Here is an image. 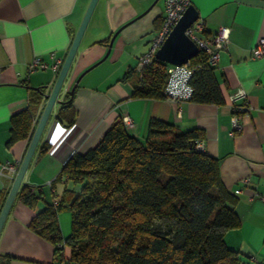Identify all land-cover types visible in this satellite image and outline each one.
Listing matches in <instances>:
<instances>
[{
	"label": "crops",
	"instance_id": "crops-1",
	"mask_svg": "<svg viewBox=\"0 0 264 264\" xmlns=\"http://www.w3.org/2000/svg\"><path fill=\"white\" fill-rule=\"evenodd\" d=\"M89 1L0 0V164L18 167L21 162L30 139L7 148L10 118L27 106V86L44 87V93L51 90L60 69L51 66L57 60L62 64ZM154 1H97L59 96L62 99L82 73L73 92L74 128L57 146V141L48 142L56 121L70 126L56 118L60 103H55L21 185L41 190L36 210L42 209L53 196L58 198L65 187L72 186L64 180L50 186L65 160L73 152L87 151L123 116L132 120L129 131L141 140L152 119L182 130L198 127L204 133V151L219 159L225 189L237 196L234 210L240 225L225 233L224 242L239 252L245 264H264V56H251L252 47L264 38V0H187L203 21L204 35L221 28L228 31L226 48L214 66L224 96L220 105L131 97L133 85L121 77L135 67L161 25L165 0ZM35 58L48 67L31 70ZM237 89L246 92L247 108L241 117L242 129L231 136L229 98ZM15 173L7 167L0 170V200H5ZM244 178L248 182L244 183ZM64 210L58 213V221L66 237L71 215ZM34 213L15 197L0 231V254L13 256L8 264L60 263L53 245L28 228Z\"/></svg>",
	"mask_w": 264,
	"mask_h": 264
},
{
	"label": "trees",
	"instance_id": "trees-1",
	"mask_svg": "<svg viewBox=\"0 0 264 264\" xmlns=\"http://www.w3.org/2000/svg\"><path fill=\"white\" fill-rule=\"evenodd\" d=\"M190 61L197 70L188 100L223 104L206 56ZM135 67L121 77L132 83L131 97L166 99L167 64L154 58L140 71ZM27 87V106L9 121L7 148L28 141L37 122L44 87ZM72 101L66 91L56 115L67 125L74 123ZM203 138L201 128L152 119L141 140L117 118L87 151L65 160L50 186L62 180L72 186L58 198L36 210L41 190L19 187L16 199L35 210L28 228L53 245L59 264H245L224 242L225 233L240 225L237 196L222 183L219 159L196 147ZM64 209L71 215L66 237L58 221ZM12 258L0 254V264Z\"/></svg>",
	"mask_w": 264,
	"mask_h": 264
},
{
	"label": "built area",
	"instance_id": "built-area-1",
	"mask_svg": "<svg viewBox=\"0 0 264 264\" xmlns=\"http://www.w3.org/2000/svg\"><path fill=\"white\" fill-rule=\"evenodd\" d=\"M187 5V0H165L164 15L161 25L154 34L147 51L138 57L135 67L137 71H140L147 65L151 64L155 58V51L161 45ZM185 33L197 45V54L202 53L205 55L210 66L214 67L219 59L220 52L226 48L228 42L227 29L221 28L217 33L206 36L203 34V21L201 19H197L188 28H186ZM251 56L253 58L264 56V38L260 39L258 43L252 47ZM60 66V60H57L51 67L53 69H58ZM29 67L31 70L46 69L48 64L38 58H35L30 63ZM196 70L197 65L193 64L190 59L180 65L167 63V81L164 87V92L167 98L177 101L188 100L192 93V87L189 82ZM245 98L246 92L243 89H237L232 95H230L231 136L235 135L242 129L241 117L247 108L245 105L246 101H244ZM122 121L126 127H133V122L128 116H123ZM73 128L74 124L69 127H65L56 121L48 142L54 144L57 141V146L65 139ZM53 136H55V138H53ZM196 147L200 150H204L203 141L197 142ZM54 149L55 146L52 148L51 152ZM4 167H7L13 173L17 170V165L9 163L0 164V170ZM242 181L246 183L248 182V178H244ZM236 192H239V190H236Z\"/></svg>",
	"mask_w": 264,
	"mask_h": 264
},
{
	"label": "water",
	"instance_id": "water-1",
	"mask_svg": "<svg viewBox=\"0 0 264 264\" xmlns=\"http://www.w3.org/2000/svg\"><path fill=\"white\" fill-rule=\"evenodd\" d=\"M97 1L98 0L89 1L87 8L84 12V15L81 19V22L78 26V29L73 36L69 49L57 73L53 86L48 93L43 94V98L46 99L45 104L37 120V123L34 127L33 133L28 142L23 158L17 167L15 176L13 178V182L10 186V189L0 209V231L8 215V212L11 208V205L16 197L17 191L22 183V179L25 174V171L37 147L39 139L44 131V128L49 119L53 106L55 103L62 102V99L59 98L61 89L64 85L66 76L68 74L69 68L76 54L81 37L86 29V26L88 24V21L95 8ZM156 1L157 0H155L154 2ZM198 18H199L198 11L195 9V7L192 4H188L185 10L183 11V13L181 14V16L178 18L176 23L173 25V27L171 28V30L163 40V42L161 43V45L155 51V58L157 60L165 62L166 64L168 63V64L180 65L185 63L192 57H194L198 53V47L193 42V40H191L186 35L185 30ZM114 37H115V33L110 38L108 44V50L111 47ZM106 55L107 53L99 61L94 63V65L101 62L106 57ZM94 65L87 68L86 71L92 68ZM81 74L77 77V79L69 89L71 95L73 94L74 89L76 88V85L78 83Z\"/></svg>",
	"mask_w": 264,
	"mask_h": 264
},
{
	"label": "rangeland",
	"instance_id": "rangeland-1",
	"mask_svg": "<svg viewBox=\"0 0 264 264\" xmlns=\"http://www.w3.org/2000/svg\"><path fill=\"white\" fill-rule=\"evenodd\" d=\"M62 211H63V210H62ZM64 211H65V212H67V210H66V209H65ZM60 212H61V211H60Z\"/></svg>",
	"mask_w": 264,
	"mask_h": 264
}]
</instances>
